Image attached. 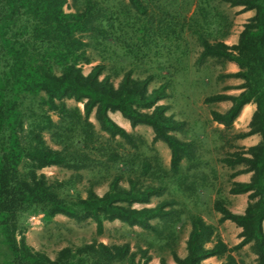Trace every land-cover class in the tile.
<instances>
[{
	"label": "trees",
	"instance_id": "obj_1",
	"mask_svg": "<svg viewBox=\"0 0 264 264\" xmlns=\"http://www.w3.org/2000/svg\"><path fill=\"white\" fill-rule=\"evenodd\" d=\"M221 1L241 7L240 12L253 11L254 15L243 24L232 45L220 39L210 42L211 32H206L197 17L187 21L201 46L197 63L209 57L234 63L237 71L223 77L241 81L226 87L238 90L237 94L217 93L204 101L230 102L224 112L210 113L213 122L227 129L245 105L254 104L249 130L237 138L257 134L260 140L244 153L223 159L228 166H243L236 174L250 173L248 182H235L230 189L233 195L248 194L244 212L234 213L221 200L214 202L219 221H230L240 228V242L228 247L215 239L212 224L191 214L186 255L180 257L174 248L180 212L166 209L172 201L134 207L147 205L167 181L172 180L176 190L184 193L181 162L190 160V145L174 134L182 123L167 115V105L159 104L168 96L166 85L149 90L152 77H134L132 68L123 72L115 85L113 75L104 74V63L92 66L87 74L83 65L92 61L89 47H102L107 58H116L119 44L124 45L122 57L139 60L150 44L154 45L155 37L179 36L176 27L185 25L184 18L173 14L176 22L171 24L161 17L154 29L145 0H126V7L113 0H71L72 12L64 10L67 0H0V264H148L151 250L158 255L159 264H167L162 254L165 250L170 251L176 264H203L208 258L223 256L221 264H237L231 252L245 245H250L257 264H264V0ZM202 13L203 24L209 25L212 21ZM224 23L217 25L221 38L229 35L231 26ZM116 31L124 33L117 35ZM86 35L89 41H85ZM65 100L82 103V110L68 107ZM109 113H119L132 128L150 127L153 141L166 144L170 151L168 178L158 162L153 165L137 153H119L117 148L138 150L142 141L113 121ZM91 114L106 139L94 129ZM53 166L77 174L66 181L51 180L42 170ZM83 170L91 173V179L86 196L80 197L69 189H75L78 172ZM95 170L99 175L93 173ZM146 177L162 185H145ZM123 178L127 187L121 183ZM101 180L108 181V188L98 195L93 186ZM37 214L43 215L44 225L57 215L78 223L91 220L97 235L103 233L104 222L119 221L141 228L138 235L146 245H137L132 251L128 242L106 244L94 239L64 246L50 258L26 241L27 219ZM152 220H162V224ZM210 242L213 244L208 247Z\"/></svg>",
	"mask_w": 264,
	"mask_h": 264
},
{
	"label": "rangeland",
	"instance_id": "obj_2",
	"mask_svg": "<svg viewBox=\"0 0 264 264\" xmlns=\"http://www.w3.org/2000/svg\"><path fill=\"white\" fill-rule=\"evenodd\" d=\"M148 5L149 14L154 18L152 27L155 29L157 21L165 18L167 23H175L176 19L172 17L174 14L181 18L185 24L182 28L176 27L179 36L173 37L163 36L155 37V43L150 44L149 51L144 53L139 60H129L123 56L124 45L119 44L116 48L118 54L115 58H107L102 47L87 49L91 58L90 64L83 65V73H89L92 66L99 63L107 65L104 72L113 75L115 85L120 81L123 72L132 68L134 77L145 78L152 77L148 89L151 90L165 84L167 98L159 102L168 106L167 115H171L174 120L182 123L181 129L174 133L177 138L190 145V160H182L180 174L184 177V187L181 186L184 193L178 192L177 185L174 182L167 181L165 188L160 193L150 198L147 205L134 204L135 208L143 206L153 207L162 201H172V204L166 209H175L180 212L181 222L178 224V241L174 245L175 251L180 257L186 255L185 241L188 237L191 224L189 216L198 214L207 224L215 227L216 238L221 239L228 247H233L240 242V228L230 221L220 222V214L214 210V202L221 200L225 207L230 211H243L248 202V194L233 195L230 189L233 183L248 182L250 173L236 174L243 166H228L223 159L233 158L234 154L244 153L249 147L256 145L260 137L259 135H250L245 138H237L239 133H245L249 130L248 124L251 118L241 120L237 118L231 128L213 122L211 119V111L224 112L228 106V102L206 103V97L217 94H237V91L226 90V87L234 86L235 79L225 78L224 74L234 72V68L229 63H223L214 58H206L202 63H197V58L201 51L196 36L193 35L188 27V20L197 17L206 32H211L208 37L210 42L223 40L228 45H232L237 40L239 32L242 30L243 24L247 21L244 16H240L237 7H230L221 0H145ZM108 2V1H107ZM114 4L120 7H126V0H113ZM66 12H72L71 0H67L64 7ZM202 12L207 14V20L212 21L203 24L201 20ZM225 20L221 19L224 18ZM215 18L217 20L213 22ZM174 21V22H172ZM229 23V35L221 38L219 33L221 23ZM219 23V24H218ZM224 23V24H225ZM223 24V25H224ZM174 25V24H173ZM219 25V26H217ZM129 28H127L128 30ZM225 31V30H223ZM129 33L132 32L130 29ZM124 33L116 31V34ZM85 41H89L90 37L85 36ZM128 43L130 39L128 38ZM120 48V49H119ZM126 55V54H125ZM68 107L78 106L82 110V103H76L73 100H65ZM110 118L119 126L123 127L129 133L139 138L142 145L138 150L128 148L123 150L117 148L119 153L129 154L137 153L140 159L147 158L153 165L158 162L164 173H171L169 170L170 151L163 142L153 141V132L150 127L138 125L132 128L129 123L119 113H109ZM53 120H57L52 115ZM89 120L93 123L94 129L100 133L104 139L107 135L100 132L99 125L91 114ZM47 142L53 146L49 140V136L45 135ZM189 167V168H188ZM113 170L110 173L113 174ZM42 172L51 180L66 181L73 178L77 172L61 167L44 168ZM99 175L96 170L93 172ZM80 178L75 180V189H69L73 195L78 194L80 197L86 196V191L90 184L91 173L88 170L78 172ZM166 175L164 174V178ZM165 178V179H167ZM98 179V177H97ZM127 187L126 178L121 182ZM145 185L158 186L162 185L160 181H156L151 177L144 178ZM94 190L98 195H102L108 188V181H99L94 186ZM174 187V188H173ZM173 188V190H172ZM43 215H31L27 219V232L25 234L27 244L36 251L46 253L50 258H54L57 251L67 245H81L97 240L106 244H123L128 242L131 250L136 251L137 245L145 247V242L139 238L138 234L142 233L139 227H129L119 222H104V230L101 235H97L95 231V223L91 220L76 222L62 215H57L48 225L43 224ZM152 223L162 224V220H152ZM264 227V224H263ZM147 232V231H146ZM149 233V232H147ZM212 242L207 246L211 247ZM152 258L148 264H159V257L155 250H151ZM167 264L174 263L169 250L162 252ZM237 264H257L256 255L251 250L250 245H245L231 252ZM225 260L223 258L211 257L203 261V264H221Z\"/></svg>",
	"mask_w": 264,
	"mask_h": 264
},
{
	"label": "crops",
	"instance_id": "obj_3",
	"mask_svg": "<svg viewBox=\"0 0 264 264\" xmlns=\"http://www.w3.org/2000/svg\"><path fill=\"white\" fill-rule=\"evenodd\" d=\"M242 8L241 7H237L236 8V10H241ZM240 16H244L245 17V19L246 20H248L250 17H252L253 15H254V12L253 11H246V12H240V14H239ZM247 22V21H246ZM245 22V23H246ZM240 33V32H239ZM237 38H238V36H237ZM236 42H237V40H236ZM235 42V43H236ZM235 43H232V44H235ZM229 65L230 66H232L234 69V72H236L237 71V66L234 64V63H230L229 62ZM241 83V81L240 80H238V79H235V81H233V84H235V85H238V84H240ZM234 91H237V93L239 92L238 90H234ZM229 103V106H230V102H228ZM228 106V107H229ZM245 108L248 110V112L246 113V115L245 116H243L242 117V113H243V111L245 110ZM255 110V105L254 104H247V105H245L243 108H242V110H241V112H240V115L238 116V118L239 119H241V120H247L249 117H250V115H252V113H253V111ZM246 208V207H245ZM245 208H243V211H241V212H237V211H233L234 213H239V214H241V213H243L244 212V210H245Z\"/></svg>",
	"mask_w": 264,
	"mask_h": 264
},
{
	"label": "bare ground",
	"instance_id": "obj_4",
	"mask_svg": "<svg viewBox=\"0 0 264 264\" xmlns=\"http://www.w3.org/2000/svg\"><path fill=\"white\" fill-rule=\"evenodd\" d=\"M247 112H248V110L245 108V110L242 113V117L245 116Z\"/></svg>",
	"mask_w": 264,
	"mask_h": 264
}]
</instances>
